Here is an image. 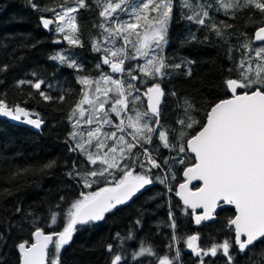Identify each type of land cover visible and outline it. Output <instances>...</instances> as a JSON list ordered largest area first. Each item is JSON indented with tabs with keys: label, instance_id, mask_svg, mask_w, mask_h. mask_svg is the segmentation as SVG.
I'll return each mask as SVG.
<instances>
[{
	"label": "trees",
	"instance_id": "1",
	"mask_svg": "<svg viewBox=\"0 0 264 264\" xmlns=\"http://www.w3.org/2000/svg\"><path fill=\"white\" fill-rule=\"evenodd\" d=\"M33 2L38 8H32L27 0H0V100L9 106L20 105L30 113L38 114L44 123L41 130L36 132L29 127L14 124L5 117L0 118V264H20L17 245L24 240L33 242L32 232L36 227L48 233L53 229L62 230L65 223L63 215L58 217L56 224L49 227L52 224L49 209L54 208L58 202L62 207L57 211L63 213L73 200L80 197L81 192L88 193L100 187L112 186L108 182L113 176L116 179L120 176L118 171L113 170V176H108L106 180L100 179L91 188H85L79 177L70 178L66 174L74 163L78 168H96L79 150L69 151L70 147H75L76 141L69 138V133L74 129L68 116L82 93L83 86L77 83V77L93 78L101 71L95 63L97 54L91 43L86 41V34L92 26L97 32L100 30V3L98 0H85L86 7H76L77 35L82 46H73L63 39L62 33L56 31V22L45 28L42 19L55 20L54 13L46 9L60 11L61 5H76L75 0ZM130 2L136 6L141 0H127V4ZM201 2L213 4L209 11L218 25L220 21L234 25L227 29L229 35L222 38L207 26L188 21L182 15V11L187 10L180 7L181 0H174L166 42L158 54L163 55L169 65L184 62L182 67L167 69L168 74L163 77L148 78L135 71L139 63L137 59L125 61V68L133 69L134 74L144 80V83L132 81L141 90V110H146L143 97L145 89L152 83H160L165 93L160 106V121L164 129L180 128L177 121L184 118L185 100L194 105L195 110L191 114L199 124L187 130L190 135L203 125L211 105L230 96L226 80L239 79L237 65L246 53L255 55L251 49L241 45L253 39V32L262 20L261 13L255 8L237 12L231 18L222 11H216L215 0ZM120 13L122 17L128 14L123 11ZM149 15L155 16L156 13L149 12ZM220 27L223 29V25ZM193 34L195 39L191 38ZM259 44L253 43V47ZM115 45L118 46L119 42ZM70 50L74 52L71 55L68 54ZM57 53L75 60L81 66L80 69L69 68L50 58ZM189 71L191 75H188ZM121 77L126 80L127 73H121ZM37 80L44 81L42 90L54 99L45 101L39 91L28 83L19 84L20 81ZM61 95L65 96L64 101L59 100ZM127 115L134 113L127 112ZM114 125H104L103 130L112 132ZM170 138L175 140L176 133H172ZM126 139L131 141L129 135H126ZM153 139L154 143L145 147L158 149V152L153 151L152 154L163 166V171L153 168L151 178L154 183L146 185L129 203L105 213L103 220L78 225L71 242L61 249V264H111L116 253L124 256L121 264H158L156 256L167 254L175 257L177 250L179 258L173 260L172 264H200V259L186 248L187 236L194 234H199V244L204 247H210L213 242L222 244L226 239L234 245L233 230L228 226V220L234 216L233 208L219 207L214 220L203 221L195 228L191 211L183 207L175 196L176 185L182 181V171L194 160L193 155L188 153L185 164L174 163L171 165L173 171L168 172V165L163 164L164 158L178 157V153L164 148L158 133L154 134ZM95 150L94 147L89 148V151ZM133 151L141 153V160L145 159L142 148ZM50 161H56L55 166L44 169L43 166ZM134 171L143 170L135 167ZM164 175L168 176L171 192L156 180ZM173 175L174 180L171 178ZM61 196L65 197L63 202L60 201ZM170 211L177 224L175 229L170 227ZM130 230L133 232L132 239L121 241L116 238L117 233L127 237ZM173 233L183 239L172 240ZM141 241L151 243L156 255L134 260L132 253L139 248ZM108 244L114 246L111 253L107 250ZM230 253L236 258V264H256L264 254V241L258 242L246 254L239 253L235 245ZM203 260L205 264H228L222 249L218 250L217 256H205Z\"/></svg>",
	"mask_w": 264,
	"mask_h": 264
},
{
	"label": "snow or ice",
	"instance_id": "2",
	"mask_svg": "<svg viewBox=\"0 0 264 264\" xmlns=\"http://www.w3.org/2000/svg\"><path fill=\"white\" fill-rule=\"evenodd\" d=\"M27 2L32 8H38L33 0H27ZM98 2L102 7L100 16L105 18V21L108 17H112L117 9L124 11L122 5L127 6V0H118V2L98 0ZM75 4L79 8L87 6L85 0H75ZM215 4L217 12L222 11L224 15L231 18L243 10L250 8L259 10L262 20L255 30L254 41L261 43L253 47V41L249 40L248 43L241 45L245 49H251L255 55L246 53L243 56L236 68L239 79L226 80L227 89L232 93L231 98L221 99L210 107L206 113V122L195 135H190L187 131L199 124V121L191 114L195 110L192 103L188 100L183 102L184 118L177 121L180 125L179 129H164L160 121V103L165 93L160 83H152L143 92V96L147 98V109L141 110V90L132 81L144 83V80L134 74L133 69L125 68L126 60L147 58L146 62L138 65L135 71L142 73L144 77L156 78L167 75L166 70L169 68L182 67L184 62L169 65L166 58L158 54L166 42L169 21L174 12V0H141L139 5L132 8L129 20L113 18L111 24L100 25L103 29L101 35L107 34L104 40L108 44L115 45L117 39H122L124 45L118 48L107 46L102 48L101 44L94 39L93 50L97 52L102 50L104 53L102 64L109 65L112 73L126 72L127 79H115L111 74L103 72L97 79L89 76L77 77V83L83 86L82 98L68 116L74 129L69 133V138L76 141L75 147H70L69 151L79 150L90 164L97 165L99 162L100 166L86 169L78 168L74 163L72 169L66 174L70 178L79 177L85 188H91L100 179L106 180L108 176H113V170L120 173L119 179L113 176V179L108 182L112 186L100 187L88 193L81 192L80 197L73 200L63 213L57 211L62 207L60 202L54 208H50L52 224L49 227L56 224L58 217L63 215L65 223L62 230L53 229L46 234L40 227H36L32 232L35 242L30 243L24 240L17 245L20 264H61L59 258L61 249L71 242L73 233L78 230L77 225L103 220L105 213L129 201L146 185L154 183L151 170L156 168L163 171V166L152 154L153 151L158 152V149L150 150L145 145L154 143L153 136L157 133L164 148L178 153V157L164 158L163 164L168 165V172L173 171L171 165L174 163L185 164L189 152L194 154V160H191L190 166L184 169L183 175L186 179L184 183L179 184L176 195L187 208L192 209L195 223L200 225L203 221L212 219L215 209L221 202L234 205L236 214L234 218L228 220V226L234 228V245L238 246L239 253L246 254L258 242L264 241V0H215ZM180 7L187 10L182 11L185 19L207 26L210 31H214L222 38L230 34L227 29L234 27L225 21H220L219 25L215 22L209 11L213 7L212 3H204L201 0H181ZM60 8V11L46 9L54 13L55 20L42 19L44 27L48 28L56 22L57 32L65 33L66 28L68 29L63 39L69 45L82 46L77 35L76 17L70 15L76 12V7L61 5ZM149 12L156 15L150 16ZM220 25H223V29ZM242 35L247 36L246 33ZM191 38L195 39V35L193 34ZM129 46L133 49L132 54L127 51ZM50 58L58 60L69 68L79 70L81 67L75 60L61 53ZM186 62L191 63V61ZM100 67L101 64H97V68ZM188 75H191V71ZM24 83L38 90L45 101L54 99L42 90L43 80L19 82L20 85ZM101 96L105 99L102 100ZM59 100L64 101L65 96L61 95ZM108 102L111 103V107L106 109L105 103ZM84 105L89 107L85 108ZM109 112L115 113L116 117L120 118V122L114 125L116 131L102 132L104 125L113 124L112 119L108 117ZM125 112L134 113L127 116V122L121 117V113ZM0 114L14 120L24 117L26 123L36 128H40L43 123L38 114L30 113L20 105L9 106L4 100H0ZM31 115H35L36 118H30ZM82 124L96 126L85 130L81 128ZM126 129L132 130L127 133L131 135V141L126 139ZM172 133H176L175 140L170 138ZM77 137L80 139L77 140ZM109 140H112L113 144L109 145L107 143ZM92 147L96 149L94 152L89 151ZM136 148L143 149L144 160L139 158L141 153L133 151ZM55 164L56 161H50L43 168H52ZM135 167L143 171L136 172ZM171 178L174 180L175 175ZM156 180L165 185L169 192L172 191L167 175L157 177ZM192 181H201L202 185L192 190L189 188ZM64 200L65 197L61 196L60 201ZM197 209H203V212L197 214ZM17 211L19 212L20 209ZM169 219L172 221L170 227L175 229L177 224L171 211ZM116 238L121 241L132 239L133 232L130 230L127 237L117 233ZM179 239L183 238L173 233L172 240ZM199 240V234L188 235L185 243L193 255L200 259V264H205L203 257L209 255L215 257L221 249L223 255L227 257L228 264H236V258L230 253V249L234 246L230 240L226 239L222 244L213 242L210 247L199 245ZM50 245H52L51 248ZM107 250L110 253L113 252L114 246L108 244ZM155 255L154 246L141 241L139 248L133 251L132 258L136 260L140 257ZM179 255L177 250L175 257L165 254L156 256V259L158 264H172ZM123 259L122 253H116L111 259V264H121ZM256 264H264V254Z\"/></svg>",
	"mask_w": 264,
	"mask_h": 264
},
{
	"label": "rangeland",
	"instance_id": "3",
	"mask_svg": "<svg viewBox=\"0 0 264 264\" xmlns=\"http://www.w3.org/2000/svg\"><path fill=\"white\" fill-rule=\"evenodd\" d=\"M113 2H118L117 0H113ZM68 6H71V7H77V5H67V6H65V7H68ZM133 7H135V5H134V3L133 2H130V3H128L127 4V6H125V5H123L122 6V8H124V11H123V13L124 12H127L128 14L126 15V16H123L122 17V15H121V13H120V9H117V12L116 13H113V16L112 17H108L107 18V21H105V18H103V17H101L100 16V11L102 10V7L99 5L98 6V8H100L99 9V11H98V21H101L99 24L101 25L102 23H106V24H111V21L113 20V18H115L116 20H129L130 19V13H131V11H132V8ZM122 13V14H123ZM70 15H74L75 16V12L74 13H70ZM76 23H77V17H76ZM94 24H95V22H94ZM50 26V25H49ZM94 28H93V26L91 27V29L90 30H88V33L86 34V41L87 42H89V43H91V45H92V42H93V40L95 39V40H97L100 44H101V47L103 48V47H105V46H107V47H113V48H118V47H121V46H123L124 45V41L122 40V39H117L116 40V42H115V44L117 43V42H119V45L118 46H116V45H111V44H108L107 43V41H105L104 40V36H106L107 34L106 33H104V36H102L101 35V33H103V29L100 27V30L97 32L95 29L93 30ZM93 30V31H92ZM67 32H68V29L66 28V30H65V33H62V35H64V34H67ZM59 33V32H58ZM74 46V45H73ZM133 49L129 46L128 48H127V51L130 53L131 51H132ZM74 52L73 51H68V54L69 55H71V54H73ZM95 53L97 54V59H96V61L97 62H95L96 63V65L97 64H101V67H100V69H101V71H100V73L97 75V76H95V77H93L92 79H97V78H99L100 77V75H101V72H103V73H108V74H111L112 76H113V78H115V79H122L123 80V78L121 77V73H112L111 72V68H110V66L109 65H103L102 64V57L104 56V53H103V51L101 50V51H99V52H97V51H95ZM150 54H151V52H150ZM94 57H96V56H94ZM146 59L147 58H138L137 60H138V65H140V64H143V63H145L146 62ZM101 84L103 85V82H101ZM94 87V86H93ZM111 95V94H110ZM144 97V96H143ZM82 98V94H81V96H80V99ZM79 99V100H80ZM101 99L102 100H104L105 98L103 97V96H101ZM84 107L85 108H88L89 106L88 105H84ZM111 107V103L110 102H108V103H105V108L106 109H108V108H110ZM86 116H87V113H86ZM127 112H125V113H122V115H121V117H123V118H125V122L127 121ZM108 117H109V119H112V121H114L113 122V124H119V122H120V120H119V118H118V122L116 123V114L115 113H113V112H109L108 113ZM86 118V117H85ZM96 125L95 124H93V125H87V124H82L81 125V128L82 129H85V130H87V129H89V128H94ZM114 131H116L115 129H114ZM102 132H108L107 130H103L102 129ZM131 131L129 130V129H126V135H128L127 133H130ZM78 139H80L79 137H77ZM87 137L85 136V139H86ZM129 139L130 140H132V137H131V135H129ZM94 143H95V141H93ZM107 143H109V145H111V144H113V141L112 140H109ZM100 165H99V162L97 163V165H96V168L97 167H99ZM186 248H187V245H186ZM187 250H188V248H187ZM172 263H173V261H172Z\"/></svg>",
	"mask_w": 264,
	"mask_h": 264
},
{
	"label": "water",
	"instance_id": "4",
	"mask_svg": "<svg viewBox=\"0 0 264 264\" xmlns=\"http://www.w3.org/2000/svg\"><path fill=\"white\" fill-rule=\"evenodd\" d=\"M257 29V28H256ZM255 29V30H256ZM255 30H254V32H253V43L254 44H259V43H261V42H256V41H254V33H255ZM149 87V86H148ZM163 90V89H162ZM145 91H146V89H145ZM231 95H232V93L230 92V96H228V97H226V98H224V99H228V98H231ZM145 98V106H146V109H147V98L146 97H144ZM163 98H164V96L163 97H161V103H162V101H163ZM218 102V101H217ZM161 103H160V106H161ZM212 106V105H211ZM210 106V107H211ZM210 110V108L208 109V111ZM2 117H5V118H7L9 121H11L12 123H14V124H17V125H22V126H26V127H29V128H31L32 130H34V131H36V132H39L40 130H41V128L43 127V124L44 123H42L41 124V127L40 128H36L34 125H31V124H28V123H26L25 122V119L26 118H24V117H21V119L20 120H14V119H12L11 117H9V116H4V115H2V114H0V118H2ZM30 118H32V119H35L36 118V116H33V115H31L30 116ZM206 122V116H205V120H204V123ZM200 130V129H199ZM199 130H197V131H199ZM196 131V132H197ZM195 132V133H196ZM195 133L193 134V135H195ZM189 154H191V155H193V157H194V154H192V153H190L189 152ZM190 166V165H189ZM186 167H188V166H186ZM185 167V168H186ZM184 168V169H185ZM184 169H183V171H182V181L180 182V183H178L177 185H176V188H175V196H176V198L180 201V203H181V205L183 206V207H186L184 204H183V201L180 199V197L179 196H177L176 195V192L179 190V184H181V183H184L185 182V177H184V175H183V173H184ZM194 184H196L197 185V187H199V186H201L202 185V182L201 181H192L191 182V184H189V188L190 189H192V190H195V188H193L192 186L194 185ZM142 190V189H141ZM140 190V191H141ZM139 191V192H140ZM139 192H137L129 201H127V202H125L124 204H127V203H129ZM119 206V205H118ZM222 206H226V207H231V208H233V210H234V216H235V214H236V212H235V207H234V205H227V204H225V203H222L221 202V204H220V206L219 207H222ZM219 207H217L216 209H215V212H214V216H213V218L212 219H210V220H208V221H205V222H209V221H212V220H214L215 219V213H216V211L219 209ZM187 208V207H186ZM190 211H191V215H192V209H190V208H188ZM203 212V209H197L196 210V213L197 214H200V213H202ZM234 216L232 217V218H234ZM192 221H193V226L195 227V228H197L199 225H197L196 223H195V220H194V218H193V215H192ZM78 226V225H77ZM232 228V227H231ZM232 230H233V234H234V238H235V233H234V228H232ZM46 234L48 233V232H45ZM244 239H246V237L244 238ZM33 242H35V241H33ZM198 244H199V241H198ZM50 247V246H49ZM238 247V246H237ZM188 252L189 253H191L192 255H193V253L191 252V250L190 249H188ZM195 256V255H194Z\"/></svg>",
	"mask_w": 264,
	"mask_h": 264
},
{
	"label": "flooded vegetation",
	"instance_id": "5",
	"mask_svg": "<svg viewBox=\"0 0 264 264\" xmlns=\"http://www.w3.org/2000/svg\"><path fill=\"white\" fill-rule=\"evenodd\" d=\"M200 245V244H199Z\"/></svg>",
	"mask_w": 264,
	"mask_h": 264
}]
</instances>
